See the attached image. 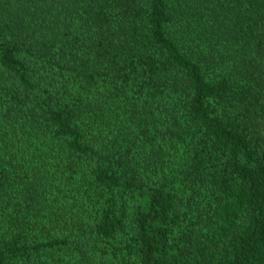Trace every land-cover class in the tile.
Returning a JSON list of instances; mask_svg holds the SVG:
<instances>
[{"label":"trees","instance_id":"1","mask_svg":"<svg viewBox=\"0 0 264 264\" xmlns=\"http://www.w3.org/2000/svg\"><path fill=\"white\" fill-rule=\"evenodd\" d=\"M0 264H264V0H0Z\"/></svg>","mask_w":264,"mask_h":264}]
</instances>
